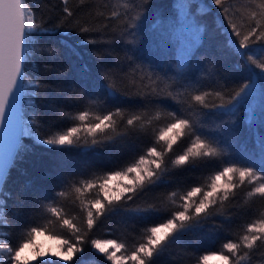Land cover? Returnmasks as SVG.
<instances>
[{
  "label": "trees",
  "instance_id": "obj_1",
  "mask_svg": "<svg viewBox=\"0 0 264 264\" xmlns=\"http://www.w3.org/2000/svg\"><path fill=\"white\" fill-rule=\"evenodd\" d=\"M26 3L33 7L38 16L42 12L46 19L63 15L62 0H26ZM175 3L176 0H87L81 5L79 0H69L74 12L70 19L73 22L80 19L84 26L94 29L81 34L69 26V39L74 41L77 51L75 56L66 54L62 46L66 32L62 31L59 35L40 34L36 55L26 66L24 128L29 131L35 129L44 138L50 131L80 123L71 120L79 111L103 114L121 108L124 116L114 117L120 135L93 148L81 146L63 153L53 152L47 146L36 144L33 137L23 136L22 143L29 145L32 151L24 156L17 167L11 169L7 178L5 191L11 193L10 198L6 197L8 222L0 226V231L10 233L6 238L14 246L23 238L24 230L30 224H46L43 234L35 237V251L47 254L43 259L54 260L56 264H111L103 254L92 248L90 242L80 245L81 251L74 254L71 261H63L52 256V252L38 247V237L42 236L43 240L53 243L56 252L59 241L68 236L66 229H61L55 223H47L46 217L50 214L44 212L42 205L51 201L45 199L44 193L38 189L44 186L55 194L63 188L67 192L65 197L59 198L63 212L69 217H76L74 223L85 224L86 213L81 211L77 193L69 186L83 179L120 170L138 159L153 145L159 129L171 122L170 112L189 119L195 132L213 141L214 145L218 142L221 155L198 159L182 166L173 165L171 161L183 154L193 139L190 134L182 135L171 150H166V163L163 166L166 171L161 173L157 184L138 192L126 203L123 200L114 202L117 211L101 215L89 232L90 239H114L124 243L130 253L142 242L144 229L170 218L171 211L183 203L181 195L192 187L210 183V177L227 163L239 162L244 155L240 148L245 142L249 148L252 147L253 137L236 116L221 115L223 110L205 109L191 100L192 95L209 92L211 95L207 97V102L218 105L221 101L215 96L216 92H221L227 100L234 90L247 82L245 61L234 54L235 48L231 43L236 38L229 36L231 30H226L227 22L211 0H195L193 15L200 19V26L206 29V34L194 54L190 75L177 79L174 75L177 46L171 35L173 27H180L178 16L174 15ZM125 4L129 5L128 9L124 7ZM201 6L204 8L202 16L197 12ZM235 6L244 16L255 7L251 0H235ZM114 10L121 14L115 19L110 17ZM97 11L103 15H97ZM126 11L127 15H124ZM137 15L139 19H131ZM132 24L136 27H130ZM50 48L56 49L58 55H48ZM253 50H256V46ZM82 66L86 68V74L82 72ZM145 73L151 75L156 83L150 84L146 77L141 82L140 77ZM252 78L256 82V90L243 105L245 114L250 109L258 111L261 104L260 82L256 76ZM28 80H39L40 88L29 85ZM108 83L114 86L116 94L105 87ZM142 84H148L149 88H142ZM151 87H156L157 91L144 94ZM169 92L172 93L171 97L168 96ZM64 113L69 115L65 116ZM133 113L141 115L142 121L130 128L127 119ZM233 122L240 131L239 145L226 132ZM141 123L144 124L143 129ZM37 124L39 128H36ZM253 132L258 134L255 128ZM88 139L90 141L91 137ZM165 149L166 145L161 140L157 151ZM54 174L64 181L60 187H57L60 181L50 179ZM226 180L227 177L218 184ZM234 182L238 183V175ZM125 183L127 181H113L109 188L119 191L118 184ZM252 187L246 180L232 189L235 195L230 196L223 207L218 200L210 208L207 218L201 215L198 223L193 222L191 230L169 242L165 250L153 258V264H223L218 259L223 244L229 240H239L248 223L264 218V198L247 195ZM204 190H208L207 187ZM172 192L177 193L175 204L169 199ZM94 195L91 191L85 192V203ZM149 206L158 208L159 213H148L142 218V214L136 211ZM58 233L63 234L57 236ZM28 251L33 259L26 256L27 249L22 255L31 264H40V259L34 257V250L29 248ZM223 251L228 254L227 250ZM204 255L211 258L201 261L200 257ZM241 264H264V245L256 248L251 259L245 258Z\"/></svg>",
  "mask_w": 264,
  "mask_h": 264
},
{
  "label": "snow or ice",
  "instance_id": "obj_2",
  "mask_svg": "<svg viewBox=\"0 0 264 264\" xmlns=\"http://www.w3.org/2000/svg\"><path fill=\"white\" fill-rule=\"evenodd\" d=\"M86 2L87 0H79L81 5ZM251 2L255 7L247 13V16H244L235 6V0H211V3L222 13L223 20L227 22L226 30H231L229 36L236 38L231 43L235 48L234 54L245 61V70L248 73L247 82L234 90L227 100L224 99L221 92H216L215 96L221 101L218 105L207 102V97L211 95L209 92L192 95L191 100L205 109L223 110L221 115L236 116L237 121L244 124L249 135L253 137L252 147L249 148L248 143L245 142L240 148V152L244 155L240 157L239 162L227 163L222 170L210 177V183L205 186L192 187L185 195H181L180 199L183 203L171 211L170 218L144 229L142 242L130 253L124 243H118L114 239H90L89 232L101 215L117 211L114 208V202L123 200L126 203L132 200L138 192L157 184L161 173L166 171V168L163 167L166 163L164 159L166 150H171L173 144L182 135L190 134L193 139L183 154L177 155L171 161L173 165L182 166L198 159L216 158L221 155L218 142L214 145L213 141L197 134L189 119L178 116L176 112L168 113L171 122L159 129V134L153 145L148 147L138 159L120 170L109 171L92 179H83L69 186L77 193L76 199L79 201L81 211L86 213L85 224L74 223L76 217H69L67 213L63 212L59 201V198L67 195L63 188L55 194H52L44 186L38 189L44 193L45 199L51 201L42 205L44 212L50 214L46 217L47 223H55L61 229H66L68 233L67 238L59 241L58 250L51 253L52 256L59 257L63 261H71L74 254L81 251L80 245L90 242L92 248L103 254L111 264H127L129 261L132 264H153V258L162 253L169 242L191 230L193 222L198 223L201 215L207 218L210 208L216 205L218 200L223 207L224 202L228 201L230 196L235 195L231 190L244 184L246 180L253 185L247 193L248 197L264 198V0H251ZM62 3V17L46 19L42 12L38 16L33 7L26 3V0H0V123L7 119L11 127L14 114L18 118L22 117L21 93L25 87L26 66L36 55L40 34L59 35L62 31L66 32L67 35L64 36L62 46L66 54L75 56L77 51L74 41L69 39L71 36L69 26L81 34L94 30L90 26H84L80 19L73 22L70 18L74 16V12L69 6V0H62ZM194 3L195 0H176L175 3L174 15L178 16L180 27H173L171 35L177 46L174 69L177 79H183L190 75L191 62L195 59L194 54L206 34V29L200 26V19L193 15ZM124 7L128 9L129 5L125 4ZM197 12L202 16L204 8L201 6ZM97 15H103V13L97 11ZM120 15L115 10L110 13V17L113 19ZM124 15H127V11ZM131 19H139V15L131 17ZM130 27L135 28L136 25L132 24ZM245 28L246 30H244ZM88 42L94 43V41ZM254 46H256L255 51L253 50ZM47 51L48 55L52 57L58 55L54 48ZM237 68H239V64ZM81 70L86 74V68L82 66ZM253 76H256L260 82L261 104L258 111L250 109L245 114L242 110L243 105L248 102L249 97L256 90ZM145 77L150 84L156 83L152 76L146 73L141 75L140 81L142 82ZM107 79L108 77L105 76V80ZM27 83L34 84L36 89L41 86L39 80H28ZM141 86L149 88L148 84ZM105 87L116 94L112 84H105ZM156 91V87H151L150 91L144 94L150 95ZM168 96L171 97L172 93L169 92ZM64 115L68 116L69 114L64 113ZM123 116L124 110L121 108L103 114L92 113L88 110L79 111L71 117V120L80 123H73L66 129L50 131L45 134L44 138H41L40 133L35 129L31 131L27 128L14 130L8 150L0 152V226L8 222L5 214L6 197L10 198L11 193L5 191V184L10 169L17 167V164L23 161L24 156L32 151L29 145L21 142V137L31 136L36 144L47 146V149L53 152L63 153L81 146L93 148L104 141H112L120 135L117 132V120L114 117L123 118ZM141 121L142 116L133 113L127 119V126L134 128ZM39 127L40 125L37 124L36 128ZM140 127L143 129L144 124L141 123ZM253 128L257 130L258 134L253 132ZM226 132L234 143L237 145L241 143L240 131L236 127V122H233ZM169 133L171 135H168ZM89 137H91L90 141ZM161 140L164 141L166 149L157 151V145ZM237 175L238 183L234 182ZM225 177L227 180L218 184V181L224 180ZM50 179L61 182L57 187L64 183L59 175L54 174ZM122 180L127 183L118 184L119 191L109 188V184L113 181ZM205 187L208 190H204ZM89 191L95 195L93 199H88L85 203L84 193ZM101 193H103L102 196ZM176 195L177 193L172 192L169 196L173 204H175ZM136 211L142 214V218L148 213H159V209L155 206ZM53 217L55 219H52ZM45 229L46 224H30L24 230L23 238L15 246L6 238L10 233L0 231V264H5V256L7 264H31L22 255L26 248L34 250V257L40 259V264H56L54 260L43 259L47 255L43 251H35L37 247L35 237L43 234ZM62 234L58 233L57 236ZM261 245H264V218L248 223L239 240H229L224 243L218 259L222 260L223 264H241L245 258L250 260L254 250ZM122 249L123 252H121ZM223 250H227L228 254H225ZM212 255L217 254L213 253ZM209 258L208 255H204L200 257V260L207 261Z\"/></svg>",
  "mask_w": 264,
  "mask_h": 264
},
{
  "label": "water",
  "instance_id": "obj_3",
  "mask_svg": "<svg viewBox=\"0 0 264 264\" xmlns=\"http://www.w3.org/2000/svg\"><path fill=\"white\" fill-rule=\"evenodd\" d=\"M21 99H22L21 108H22V113H23L24 99H25V87L22 90ZM23 128H24L23 114H22V117L20 118H18L15 114L13 115V122H12L11 127L9 126L7 119H5L4 122L0 123V152H2L3 150L6 152L8 150L10 146V140L12 138L14 130H21ZM22 139L23 137H21V142H22Z\"/></svg>",
  "mask_w": 264,
  "mask_h": 264
},
{
  "label": "rangeland",
  "instance_id": "obj_4",
  "mask_svg": "<svg viewBox=\"0 0 264 264\" xmlns=\"http://www.w3.org/2000/svg\"><path fill=\"white\" fill-rule=\"evenodd\" d=\"M37 245L40 249H43L44 251H49L50 253L52 252H55V249H54V246H53V243H50L48 240L44 239L43 240V237L42 236H39L38 237V241H37ZM27 249V253H26V256L29 258V259H33V255L31 254L29 250V248H26ZM211 258V257H210ZM209 258V259H210ZM214 258V256H213Z\"/></svg>",
  "mask_w": 264,
  "mask_h": 264
}]
</instances>
